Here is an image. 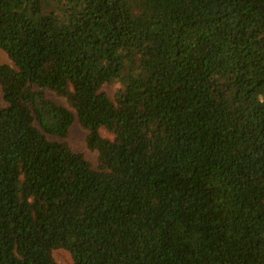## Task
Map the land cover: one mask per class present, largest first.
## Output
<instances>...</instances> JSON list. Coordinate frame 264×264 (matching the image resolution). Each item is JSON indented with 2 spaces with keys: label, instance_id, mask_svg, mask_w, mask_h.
<instances>
[{
  "label": "trees",
  "instance_id": "trees-1",
  "mask_svg": "<svg viewBox=\"0 0 264 264\" xmlns=\"http://www.w3.org/2000/svg\"><path fill=\"white\" fill-rule=\"evenodd\" d=\"M0 51V264H264V0H0Z\"/></svg>",
  "mask_w": 264,
  "mask_h": 264
},
{
  "label": "rangeland",
  "instance_id": "rangeland-1",
  "mask_svg": "<svg viewBox=\"0 0 264 264\" xmlns=\"http://www.w3.org/2000/svg\"><path fill=\"white\" fill-rule=\"evenodd\" d=\"M4 63H8V58L3 52L0 51V64ZM118 85H120L118 82H115L113 84H107L103 87L102 90L109 96L110 99L113 100L114 93L117 90ZM44 94L47 99L57 103L58 105L65 106L64 100L59 97H56V95H54L53 93L46 91L44 92ZM87 134V131L84 130L77 121H75L69 129L67 137L62 141L65 142L71 150L82 154L93 168H97L98 154L96 151H92L87 148ZM99 135L104 139H112V135L105 129H100ZM53 258L56 264H73L70 254L62 249L55 250L53 252Z\"/></svg>",
  "mask_w": 264,
  "mask_h": 264
}]
</instances>
